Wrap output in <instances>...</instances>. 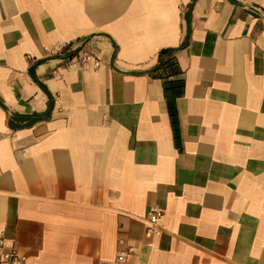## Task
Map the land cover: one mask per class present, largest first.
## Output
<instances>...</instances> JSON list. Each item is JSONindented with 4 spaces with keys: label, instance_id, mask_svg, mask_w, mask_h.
<instances>
[{
    "label": "crops",
    "instance_id": "0c3cea01",
    "mask_svg": "<svg viewBox=\"0 0 264 264\" xmlns=\"http://www.w3.org/2000/svg\"><path fill=\"white\" fill-rule=\"evenodd\" d=\"M187 33L177 148L153 70ZM0 235L22 264H264V0H0Z\"/></svg>",
    "mask_w": 264,
    "mask_h": 264
},
{
    "label": "trees",
    "instance_id": "16d2710c",
    "mask_svg": "<svg viewBox=\"0 0 264 264\" xmlns=\"http://www.w3.org/2000/svg\"><path fill=\"white\" fill-rule=\"evenodd\" d=\"M188 40V33L184 40L182 41L181 45L178 48H163L158 52L157 55V63L154 67L153 74L160 78L162 81L163 87V95L165 98L167 112L172 128L174 144L177 148H180V134H179V124H178V116H177V109H176V99L182 95L183 88H184V79L182 77V71L180 70L177 59H176V52L179 48L183 47ZM74 53L68 54L66 57L71 58L73 57ZM34 65L29 67V73L33 78L35 77L34 74ZM52 106V102L49 101V105L47 111L43 114H32L28 116L24 121L27 125L31 124L34 121L39 120L43 116H46L47 113L50 111Z\"/></svg>",
    "mask_w": 264,
    "mask_h": 264
},
{
    "label": "built area",
    "instance_id": "2783aa9c",
    "mask_svg": "<svg viewBox=\"0 0 264 264\" xmlns=\"http://www.w3.org/2000/svg\"><path fill=\"white\" fill-rule=\"evenodd\" d=\"M66 46H59L54 49H52V54H60V53H68L65 51ZM66 53H65V52ZM75 55L71 57L70 59L75 58ZM77 62L81 67H85L86 64L89 61V56L86 54H81L77 58ZM99 65V60L92 59V66L97 67ZM163 213L158 208H150L146 212V225H145V234L149 236L158 237L161 235V226H160V220ZM5 239L2 235H0V257L2 262L5 264H22L21 258L18 256L16 249L12 246H8L5 243ZM118 245L119 249L116 254V262L121 263L125 260V258L132 254L135 251V247L133 244L127 243L123 238L118 239Z\"/></svg>",
    "mask_w": 264,
    "mask_h": 264
}]
</instances>
